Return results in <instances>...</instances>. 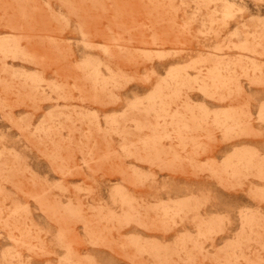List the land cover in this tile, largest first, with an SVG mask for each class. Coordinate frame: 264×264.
Masks as SVG:
<instances>
[{
	"label": "rangeland",
	"instance_id": "obj_1",
	"mask_svg": "<svg viewBox=\"0 0 264 264\" xmlns=\"http://www.w3.org/2000/svg\"><path fill=\"white\" fill-rule=\"evenodd\" d=\"M0 264H264V0H0Z\"/></svg>",
	"mask_w": 264,
	"mask_h": 264
}]
</instances>
